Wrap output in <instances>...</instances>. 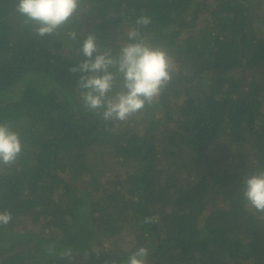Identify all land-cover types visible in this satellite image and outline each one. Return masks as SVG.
<instances>
[{"label": "trees", "instance_id": "obj_1", "mask_svg": "<svg viewBox=\"0 0 264 264\" xmlns=\"http://www.w3.org/2000/svg\"><path fill=\"white\" fill-rule=\"evenodd\" d=\"M16 4L0 0V122L23 145L0 166V264H127L140 246L148 264H264V213L242 191L264 170V0H83L43 37ZM134 27L176 73L105 121L70 69L90 32L117 51Z\"/></svg>", "mask_w": 264, "mask_h": 264}, {"label": "clouds", "instance_id": "obj_2", "mask_svg": "<svg viewBox=\"0 0 264 264\" xmlns=\"http://www.w3.org/2000/svg\"><path fill=\"white\" fill-rule=\"evenodd\" d=\"M83 0H17L16 11L25 18L38 36L52 35L80 15ZM147 16L136 20L137 26L150 23ZM71 40L76 31H69ZM80 51L86 58L70 71L81 72L79 86L84 106L102 115L105 121H126L151 105L172 80L176 64L169 51L149 42L138 27L127 32V41L117 51L111 47L101 50L94 32L83 40ZM17 131L6 122H0V166L15 163L22 151ZM243 198L257 212L264 213V170L244 178ZM154 217H146L151 223ZM12 220L10 211H0V226ZM62 255H71L67 250ZM149 249L138 247L128 257L127 264H148Z\"/></svg>", "mask_w": 264, "mask_h": 264}, {"label": "rangeland", "instance_id": "obj_3", "mask_svg": "<svg viewBox=\"0 0 264 264\" xmlns=\"http://www.w3.org/2000/svg\"><path fill=\"white\" fill-rule=\"evenodd\" d=\"M24 227L27 229L31 228V225L29 223H25ZM106 245V243H104ZM87 245L91 246V247H97V248H101V246L103 245L101 242L97 241L96 238H94L92 241H87ZM52 254V252H51Z\"/></svg>", "mask_w": 264, "mask_h": 264}]
</instances>
